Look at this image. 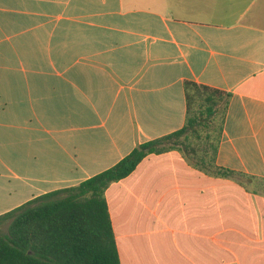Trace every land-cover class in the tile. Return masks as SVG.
Listing matches in <instances>:
<instances>
[{"label": "crops", "instance_id": "0c3cea01", "mask_svg": "<svg viewBox=\"0 0 264 264\" xmlns=\"http://www.w3.org/2000/svg\"><path fill=\"white\" fill-rule=\"evenodd\" d=\"M230 93L216 166L146 157L106 191L121 264H264V0H0V216Z\"/></svg>", "mask_w": 264, "mask_h": 264}, {"label": "trees", "instance_id": "16d2710c", "mask_svg": "<svg viewBox=\"0 0 264 264\" xmlns=\"http://www.w3.org/2000/svg\"><path fill=\"white\" fill-rule=\"evenodd\" d=\"M184 127L145 142L110 169L78 186L54 191L0 216V264H121L105 193L152 154L179 150L205 171L216 166L231 94L195 82L185 85Z\"/></svg>", "mask_w": 264, "mask_h": 264}, {"label": "rangeland", "instance_id": "374dc122", "mask_svg": "<svg viewBox=\"0 0 264 264\" xmlns=\"http://www.w3.org/2000/svg\"><path fill=\"white\" fill-rule=\"evenodd\" d=\"M7 229H8V223H2L0 224V230L4 233L7 232Z\"/></svg>", "mask_w": 264, "mask_h": 264}]
</instances>
